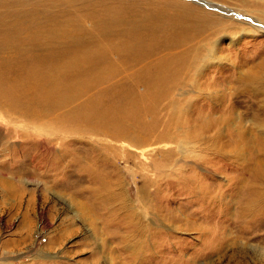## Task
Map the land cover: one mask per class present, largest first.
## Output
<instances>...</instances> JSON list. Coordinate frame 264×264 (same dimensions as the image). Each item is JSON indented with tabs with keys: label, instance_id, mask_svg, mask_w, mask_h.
I'll use <instances>...</instances> for the list:
<instances>
[{
	"label": "rangeland",
	"instance_id": "rangeland-1",
	"mask_svg": "<svg viewBox=\"0 0 264 264\" xmlns=\"http://www.w3.org/2000/svg\"><path fill=\"white\" fill-rule=\"evenodd\" d=\"M263 4L0 0V264H132L134 213L161 234L133 264H252L213 232L221 195H264ZM228 115L249 139L232 165L227 125L209 147ZM224 223L264 248L263 223Z\"/></svg>",
	"mask_w": 264,
	"mask_h": 264
},
{
	"label": "bare ground",
	"instance_id": "bare-ground-1",
	"mask_svg": "<svg viewBox=\"0 0 264 264\" xmlns=\"http://www.w3.org/2000/svg\"><path fill=\"white\" fill-rule=\"evenodd\" d=\"M260 5L262 6V4H260ZM259 19L264 22V15L263 16L260 15ZM254 31H257V28H254ZM258 31H260V30H258ZM62 64L68 65V66H77L78 65L76 63H70V61L69 62H64ZM248 81H251V80H246L243 83H240L239 85L241 87L238 86L237 90L240 91V92L248 90L250 88V83ZM245 82L247 83L246 87L248 88L246 90H244V83ZM255 85L256 84H253L251 86V89H250V92L253 95H254V93H257V94L259 93V88H257ZM234 92H236V91H234ZM173 105H174V103H173ZM176 109L173 110V111H175V112H173V114L174 113L176 114ZM231 120H232L231 115H228L227 117L223 118L222 120H219V123L217 122V126L218 125L219 126L221 125V126L217 128V130L214 133V137L211 138V141L209 143V145H210L209 147L214 148V150H215V148L217 147L216 143H215V138H218L219 135H220L219 133L222 132V126L223 125H227L226 132L229 130L228 131L229 135L227 134L228 137L225 135L224 139L227 138L228 140H231V141L233 140L231 142L232 149H229L227 151L225 145H221V146L219 145V148L214 151L215 154L217 155V158H219V160H221L220 162H223L226 165H232L233 162L237 161V159L238 160H243L245 155H246L245 152H247L245 150L249 149L248 144H246V143H248L247 141L249 140V139L247 140V138H248L247 133L244 132V131H241L240 125L236 124L234 122H231ZM202 135H203L202 133H198L197 138H194V139H199L200 140L202 138ZM224 139H223V142H224ZM199 142H201V141H199ZM217 142H218V140H217ZM39 143H40V141H39ZM220 143L223 144L222 141ZM262 144H264V142ZM210 150H212V149H210ZM253 150L254 149H252V152L249 151V153L250 154L254 153L255 150L254 151ZM226 153H228V154H226ZM44 154H45V152H44ZM46 154H49V153H46ZM215 160H216V158H215ZM261 161L256 162L257 166H258V168H257L258 171H255L256 173L254 174V176L256 178H260L261 176H263V173H262L263 169H261L263 163ZM238 164H239V162H238ZM255 168H256V166H255ZM245 173H247V172H245ZM228 196H229L228 199H226L225 196H224V198H222V195H221V197L219 196L220 197L219 198L220 199L219 204L221 205V208H219V209L222 211L221 215L225 214V216H228L227 213L230 214L231 211H233L234 213L233 214L231 213L232 215H229V217L225 218L224 221H223V219H219L218 223L216 222L218 231L216 229L215 230L216 233L213 232V234H215L214 235L215 241L217 240L216 241V245L218 246L217 248H219L218 251H217V252H219L218 253V259L226 258L229 261V260H231L233 258H236V256L239 255V256L243 257L242 260H244V255H246L248 253L246 250H247L248 247H250L252 249V251H251L252 252V258H253L252 264H264V248L260 247L259 245H250V244H247L246 242L241 243V242L237 241V236H233V237L228 236L229 233L226 230L227 226L222 225L224 222H225L224 224L227 223L228 226L238 225L237 232H240V235L243 234V231H244L245 227H248V229H250L251 232L255 231L256 230V225L259 222L264 224V195H250L249 197L247 196V198L243 199L241 201V203H239L238 205H236L237 203L234 204L236 202V198H235L236 196L234 197V199H233L232 195H228ZM155 199H156V197H155ZM213 200H212V203L214 202ZM212 203L210 202V204H212ZM214 206L215 205H213V204L212 205H208V208H212V207L214 208ZM134 216L136 218L133 217L134 218L133 221H134V223L137 224V227L135 225H133V223L132 224L130 223L131 226L127 228V232L128 233H126V234H124L123 236L120 237L121 238V242H120V246H119L121 248V250H123L124 253H126L125 255L127 257V261H129V262L131 261L132 264L137 261L138 257H140L139 256L140 253H141L140 250L142 249V251H143V249H146L147 247H149L148 245L150 244V241H151L150 240L151 234L153 235V233H154V234H158L159 236L161 234V233L160 234L158 233L160 231L159 228H157L158 226L153 229L154 231L152 233V229L151 228H148V229L147 228H143L142 224H140V225L138 224L140 222V219H142L140 216L136 215L135 213H134ZM222 221H223V223H222ZM228 228H230V227H228ZM244 233H245V231H244ZM210 234L212 235V233H210ZM225 235H227V236H225ZM230 243L236 244V246L234 245L235 247H233V249L231 251V253H233L231 255H229L227 253L229 251V244ZM143 253H145V252L143 251L142 254ZM146 254H147V252H146ZM150 255L152 256V254H150ZM144 262H146V261H144ZM247 263H245V264H247ZM241 264H243V263H241Z\"/></svg>",
	"mask_w": 264,
	"mask_h": 264
}]
</instances>
